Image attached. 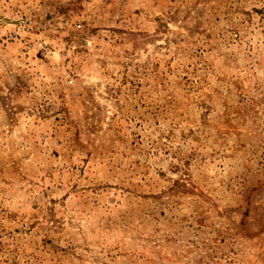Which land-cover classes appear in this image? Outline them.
Segmentation results:
<instances>
[{
	"label": "rangeland",
	"instance_id": "rangeland-1",
	"mask_svg": "<svg viewBox=\"0 0 264 264\" xmlns=\"http://www.w3.org/2000/svg\"><path fill=\"white\" fill-rule=\"evenodd\" d=\"M0 264H264V0H0Z\"/></svg>",
	"mask_w": 264,
	"mask_h": 264
}]
</instances>
